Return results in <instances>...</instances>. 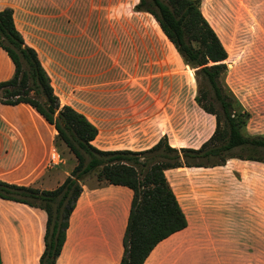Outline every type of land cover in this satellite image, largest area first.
Masks as SVG:
<instances>
[{
  "label": "rangeland",
  "instance_id": "1",
  "mask_svg": "<svg viewBox=\"0 0 264 264\" xmlns=\"http://www.w3.org/2000/svg\"><path fill=\"white\" fill-rule=\"evenodd\" d=\"M138 3L0 0V11L13 10L17 29L37 50L60 103L100 128L98 148L139 152L167 135L172 147L198 149L213 134L215 117L196 103L194 70L155 19L135 9ZM201 3L228 52L225 83L250 114L245 132L263 135L264 0ZM10 62L0 54V79L12 76ZM1 106L6 117L16 108ZM24 110L51 129L34 109ZM52 132L60 163L50 168L70 175L77 160L63 144L54 145ZM165 174L189 220L180 246L196 252L191 258L197 264H264V163L233 159ZM98 183L96 173L83 181ZM179 239L180 234L173 241Z\"/></svg>",
  "mask_w": 264,
  "mask_h": 264
},
{
  "label": "trees",
  "instance_id": "2",
  "mask_svg": "<svg viewBox=\"0 0 264 264\" xmlns=\"http://www.w3.org/2000/svg\"><path fill=\"white\" fill-rule=\"evenodd\" d=\"M184 63L195 72L196 103L215 117V130L200 148H175L164 135L144 151L101 150L93 145L98 128L70 105H62L37 51L17 29L11 8L0 11V48L14 73L0 81V104L28 105L52 125L77 164L54 190L0 180V198L39 208L47 214L45 250L40 264H57L67 239L70 218L83 192V181L96 173L99 182L127 187L133 193L122 238L120 264H144L164 240L188 227L187 216L166 172L179 168H214L239 159L264 163V134L248 135L250 114L225 83L228 52L202 12L201 0H139Z\"/></svg>",
  "mask_w": 264,
  "mask_h": 264
},
{
  "label": "crops",
  "instance_id": "3",
  "mask_svg": "<svg viewBox=\"0 0 264 264\" xmlns=\"http://www.w3.org/2000/svg\"><path fill=\"white\" fill-rule=\"evenodd\" d=\"M0 54L11 61L1 48ZM9 65V71H5L13 75L12 61ZM14 107L9 110V117L0 112V180L41 191L54 190L69 176L50 168L51 156L55 153L52 129L55 133L56 130L52 125L48 129L45 123L28 117L24 109H32L30 106ZM98 130L93 142L97 148ZM132 197L127 187L105 182L96 186L85 184L71 215L57 264H120ZM46 222L45 211L0 198V264H40L45 250ZM185 230L161 242L144 264H197L191 258L196 252L180 246ZM178 234L180 239L173 241Z\"/></svg>",
  "mask_w": 264,
  "mask_h": 264
},
{
  "label": "built area",
  "instance_id": "4",
  "mask_svg": "<svg viewBox=\"0 0 264 264\" xmlns=\"http://www.w3.org/2000/svg\"><path fill=\"white\" fill-rule=\"evenodd\" d=\"M58 163H60V157H59L58 153L55 152L51 156V164L57 165Z\"/></svg>",
  "mask_w": 264,
  "mask_h": 264
}]
</instances>
